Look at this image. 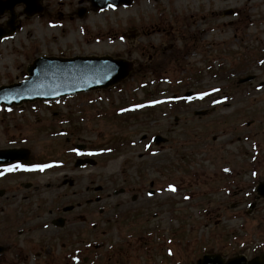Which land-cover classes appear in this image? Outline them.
<instances>
[{
    "label": "rangeland",
    "instance_id": "374dc122",
    "mask_svg": "<svg viewBox=\"0 0 264 264\" xmlns=\"http://www.w3.org/2000/svg\"><path fill=\"white\" fill-rule=\"evenodd\" d=\"M176 1L93 10L41 0L33 16L15 6L0 85L43 54H109L134 70L107 90L0 108V149L32 154L0 180V244L8 232L12 242L0 264H191L207 252L255 257L260 246L264 258V0ZM79 157L95 163L77 167ZM59 216L62 228L51 224Z\"/></svg>",
    "mask_w": 264,
    "mask_h": 264
},
{
    "label": "water",
    "instance_id": "95a60500",
    "mask_svg": "<svg viewBox=\"0 0 264 264\" xmlns=\"http://www.w3.org/2000/svg\"><path fill=\"white\" fill-rule=\"evenodd\" d=\"M26 4L25 12L33 15L43 10L40 0H0V14L10 9L12 18L9 21L11 30L0 27V39L15 30L14 6L17 3ZM109 3L129 4L130 0H92L94 8H102ZM86 10L82 9L80 15ZM132 69V63L125 59L105 56H74L70 58L41 56L29 64V78L20 83L0 87V105L8 107L20 105L27 101L54 99L60 96L74 94L91 89L107 88L124 80ZM249 79V78H247ZM244 81V80H243ZM158 141L161 138L158 137ZM28 151L21 149L0 150V163L27 157ZM79 161L78 164H82ZM258 192L264 196V181L258 185ZM61 225L62 220L57 222ZM2 248L0 247V251ZM197 264H224L219 254H207ZM226 264H260L258 258L249 263L241 256L228 261ZM261 264H264L261 260Z\"/></svg>",
    "mask_w": 264,
    "mask_h": 264
},
{
    "label": "bare ground",
    "instance_id": "6f19581e",
    "mask_svg": "<svg viewBox=\"0 0 264 264\" xmlns=\"http://www.w3.org/2000/svg\"><path fill=\"white\" fill-rule=\"evenodd\" d=\"M62 1V0H61ZM177 5H180V0H177L176 1ZM178 7V6H177ZM120 10V9H119ZM121 11L123 12H128V8H121ZM102 17V14L101 13H98V14H95L93 17H92V21L89 22L91 24H94L95 22H97L100 18ZM80 27H83V23L79 24ZM63 40H68L67 38L63 39Z\"/></svg>",
    "mask_w": 264,
    "mask_h": 264
},
{
    "label": "snow or ice",
    "instance_id": "6c2138e0",
    "mask_svg": "<svg viewBox=\"0 0 264 264\" xmlns=\"http://www.w3.org/2000/svg\"><path fill=\"white\" fill-rule=\"evenodd\" d=\"M20 167H23V166L19 165V164L11 165L8 170L10 171V170H14L15 168H20ZM46 167H49V165L41 164V165H35L34 169H38L40 171H43ZM34 169H27V170H34ZM172 190L175 191V188L173 187Z\"/></svg>",
    "mask_w": 264,
    "mask_h": 264
},
{
    "label": "flooded vegetation",
    "instance_id": "af4514ba",
    "mask_svg": "<svg viewBox=\"0 0 264 264\" xmlns=\"http://www.w3.org/2000/svg\"><path fill=\"white\" fill-rule=\"evenodd\" d=\"M3 243V245H5V250L2 252V253H0V258L3 256V255H5V253L7 252V243H9V244H11L10 243V241H9V232H8V234H7V236H6V238H5V236H4V241L2 242ZM258 255H259V257H260V264H261V248L259 249V251H258Z\"/></svg>",
    "mask_w": 264,
    "mask_h": 264
}]
</instances>
